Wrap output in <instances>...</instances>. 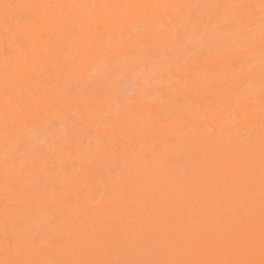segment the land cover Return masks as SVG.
<instances>
[{"label": "bare ground", "instance_id": "bare-ground-1", "mask_svg": "<svg viewBox=\"0 0 264 264\" xmlns=\"http://www.w3.org/2000/svg\"><path fill=\"white\" fill-rule=\"evenodd\" d=\"M217 4L258 6L260 0H0V261L85 258L98 235L111 259L144 264L164 258L157 248L161 225L149 218L162 194L144 190L153 180L179 200L166 216L189 215L205 196L211 208L227 206L222 193L232 177L216 163V145L227 139L254 146L259 156L264 139L259 66L247 63L250 53L258 57L260 40L257 33L252 47L234 44V21L199 7ZM259 15L257 7L251 19ZM160 33L168 38L159 40ZM201 42L217 50H201ZM108 54L111 66L103 62ZM133 63L136 72L128 70ZM241 65L255 83L248 99L239 98L235 69ZM6 124L19 130L23 145L7 169ZM256 178L258 190L259 166ZM239 226L221 211L199 227ZM31 239L39 248L16 256L13 244ZM231 258L259 261L260 254L257 247L251 257Z\"/></svg>", "mask_w": 264, "mask_h": 264}, {"label": "snow or ice", "instance_id": "snow-or-ice-1", "mask_svg": "<svg viewBox=\"0 0 264 264\" xmlns=\"http://www.w3.org/2000/svg\"><path fill=\"white\" fill-rule=\"evenodd\" d=\"M11 8L12 5H4ZM32 8L46 7L49 9H71V8H109L111 5H29ZM124 8L147 9H180L187 5H123ZM199 7H210L217 10L218 14L230 18L234 21L238 31L235 33L233 43L239 47H252L258 33L260 44L258 57L249 54L247 63L259 66V92L261 96V118L264 121V0L260 4H230V5H203ZM259 7L260 15L258 21L251 19L255 15V9ZM241 12L247 14L248 19L240 15ZM123 23V18L116 21ZM167 34L160 33L158 39L166 40ZM199 48H207L211 53L217 50V46L201 42ZM193 51L194 50H190ZM103 62L106 66L114 63L111 54L105 55ZM128 70L136 72L138 70L135 63L128 65ZM162 72L165 69H161ZM170 71V70H168ZM240 99H248L254 94L255 83L252 79L250 70L245 72L243 65L235 69ZM7 74V72H6ZM246 77V78H245ZM103 103L104 101H99ZM11 103V97L6 92V107ZM5 153L4 164L6 169L15 163L17 151H23L22 137L15 126L6 124L4 129ZM216 152L220 159L216 161L231 173V181L223 189V198L227 201L225 208H211L208 205V197L205 196L203 203L194 209L187 216L173 214L169 217L165 215L173 203L179 204V200H173L166 192V185H160L153 180L144 185L145 192L149 194L159 191L162 194L160 202H153L150 205V219L157 221L161 225L157 248L164 258L150 260L144 264H264V139L259 146V156H257L254 146L245 148L240 145L231 144L227 139L216 145ZM259 166V181L257 190V167ZM151 163L147 171H151ZM187 179V178H186ZM7 182V180H6ZM178 188H185L186 185H178ZM196 185H192L189 190L195 191ZM214 191L219 194L221 189L215 187ZM166 198V199H164ZM219 203V196L217 197ZM221 211H227L232 219L238 222L239 227L228 231L212 230L205 232L199 226L212 218L213 212L218 216ZM19 215L21 210L15 209ZM258 217V228H257ZM180 234V239L177 238ZM15 255H21L24 250L39 248L36 239L27 241L24 245L14 243ZM260 254L259 261L251 258H231L251 257L257 251ZM79 251H85L80 248ZM111 249L104 243V237L98 235L96 239L88 245L85 258L74 259L71 261L53 260H29L11 258L0 261V264H127L126 261H119L109 258ZM216 254L227 255V259H195L193 255Z\"/></svg>", "mask_w": 264, "mask_h": 264}]
</instances>
